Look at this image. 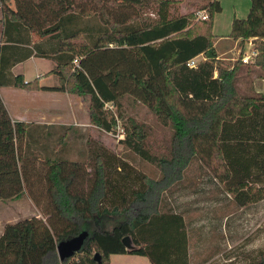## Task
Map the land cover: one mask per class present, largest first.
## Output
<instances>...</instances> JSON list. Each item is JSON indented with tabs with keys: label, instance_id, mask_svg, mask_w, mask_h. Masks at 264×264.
<instances>
[{
	"label": "trees",
	"instance_id": "obj_1",
	"mask_svg": "<svg viewBox=\"0 0 264 264\" xmlns=\"http://www.w3.org/2000/svg\"><path fill=\"white\" fill-rule=\"evenodd\" d=\"M173 3L0 0V87L88 96L89 123L105 132L115 130L129 96L172 128L166 154H156L143 124L123 125L120 142L159 170L154 177L97 141L89 161L60 159L45 141L53 127L39 131L12 121L0 97V201L27 193L34 198L40 184L48 206L44 219L4 226L0 264H111L110 256L119 254L143 256L150 264H190L188 223L166 196L187 180L193 164L225 184L238 207L264 199V96L250 79L246 93L238 87L241 74L253 67L264 78V0H250L246 18L232 21L228 37L240 44L252 39L258 54L252 63L238 58L231 67L219 64L213 45L220 3L205 1L199 10L207 20L179 14ZM149 10L155 19L146 17ZM200 54L204 59L195 67L186 65ZM31 56L54 63L56 85L40 86L38 79L25 81L10 71ZM65 137H56L61 150ZM83 230L88 237L81 249L60 260L56 245ZM246 264H264V249Z\"/></svg>",
	"mask_w": 264,
	"mask_h": 264
},
{
	"label": "rangeland",
	"instance_id": "obj_2",
	"mask_svg": "<svg viewBox=\"0 0 264 264\" xmlns=\"http://www.w3.org/2000/svg\"><path fill=\"white\" fill-rule=\"evenodd\" d=\"M173 1V7L179 14L193 15L206 0ZM145 15L149 19L156 18L151 10L145 11ZM193 21L196 20L193 19ZM1 27L0 21V32ZM237 57V50L222 54L219 64L223 67L231 66ZM48 65H50L48 60L32 59L23 64L21 68L24 69L26 77L32 79L40 72H44ZM258 74H260L259 69L256 67L241 74V81L238 83L241 93H246L247 80L250 79L253 84L254 77ZM44 75L48 76V73ZM214 75L217 76V71ZM259 87L264 88V82H260ZM13 91L12 89L3 92L4 99L12 111L15 106L26 107L29 104L43 106L45 104H42L43 100H50L47 93H38L40 96H47L43 100H41L42 97L35 96L38 94L30 95L32 97L28 100V93L18 91L22 93L17 94ZM38 98L39 101L36 102ZM74 100L76 101L74 103L76 112L86 120L87 112H89L88 96L74 95ZM58 102L62 105V109H65L68 104L67 101L61 99ZM122 103L123 118H117L114 131L105 132L97 127L54 130L45 140L49 144L50 152L55 151L53 150L55 148L58 149L56 156L60 159L89 161L91 150L94 148L93 143L97 141L105 146L108 153L130 164L132 169L150 176H159V170L156 167L139 160L120 142L124 137L123 125L130 124V121L143 124L149 133L148 143L151 150L156 154H166L171 143L172 128L163 125L144 104L131 97L124 96ZM63 132L66 133L67 146L61 150L62 146H57L56 137ZM36 151L43 156L42 150L37 149ZM186 177L187 180L172 187L166 197L176 211L184 212L188 223L190 264H246L259 250L264 249V199L246 207H238L233 202L225 184L213 179L208 171L198 164L189 167ZM40 187V184H36L34 188V190L39 188V192L34 193L37 199L27 193L16 200L0 201V227L32 216L44 219L48 206L42 193L39 195ZM111 262L112 264H150L146 257L127 254L113 255Z\"/></svg>",
	"mask_w": 264,
	"mask_h": 264
},
{
	"label": "crops",
	"instance_id": "obj_3",
	"mask_svg": "<svg viewBox=\"0 0 264 264\" xmlns=\"http://www.w3.org/2000/svg\"><path fill=\"white\" fill-rule=\"evenodd\" d=\"M221 5V11L216 13L213 18V25H212V33L214 35L213 38V45L214 48L217 51L218 60L222 59L220 58L222 54H228L230 52H233L237 50L238 57L235 59V61L239 58L240 54L242 52H246L248 48L250 49V45L247 44V41L244 44H240L239 40H234L228 37L230 31H231V24L234 18H246L248 15L249 9H250V0H217ZM1 33V32H0ZM32 59H44L48 60L50 62V65L46 67V70L44 72H40L32 79H28L26 77V74L24 73V69L21 68L23 64L26 62L32 60ZM196 61H200L204 59V56L202 54L195 57ZM234 60V58H233ZM220 61V60H219ZM54 63L45 58H39L35 56H31L21 62L16 63L12 66L10 71L14 74H21L23 75L25 81H31L34 79H38V84L40 86H54L58 83V79L56 75L50 73L51 69L53 68ZM232 66V65H231ZM228 66V67H231ZM259 69L258 67H256ZM259 69V73H260ZM45 73H48V76L44 75ZM255 78V79H254ZM253 81V89L256 93L262 94L264 96V88L259 87L260 82H264V78H261L258 75L254 77ZM14 90L13 93H22L18 91H23V93H28V100L32 97L30 95L32 94H38V93H47V96H49L48 101H45L47 96H40L35 95L36 97H42L41 100H43L42 104L45 103L43 106L38 104H29L28 106H15L12 109L8 106V103L5 101L3 92ZM20 89V90H19ZM16 94V95H17ZM0 97L2 99V102L8 111V114L12 121H22L27 124L39 126V131L48 130L50 127H53L51 130H61L62 126H71L73 129L74 127H82L83 129L87 127H94L89 123V112H87V119L85 120L84 117H80V115L76 112V106L74 103L76 101L74 100V95L69 94L67 92L63 91H51V90H27L22 88H16L11 86H1L0 87ZM30 97V98H29ZM65 100L68 102L65 109H62V105H60L58 100ZM39 101V98L36 99V102ZM8 224V223H7ZM10 224V223H9ZM6 225V224H5ZM0 227V236L3 233L4 226ZM110 256V260L111 257ZM112 264V262H111Z\"/></svg>",
	"mask_w": 264,
	"mask_h": 264
},
{
	"label": "water",
	"instance_id": "obj_4",
	"mask_svg": "<svg viewBox=\"0 0 264 264\" xmlns=\"http://www.w3.org/2000/svg\"><path fill=\"white\" fill-rule=\"evenodd\" d=\"M87 237H88V232L86 230H83L74 237L60 241L56 245V250L59 259L64 260L65 258L72 257L76 252H78L81 249ZM123 242L125 246L128 248L132 246L129 237L123 238ZM94 257L98 259V254H95Z\"/></svg>",
	"mask_w": 264,
	"mask_h": 264
},
{
	"label": "built area",
	"instance_id": "obj_5",
	"mask_svg": "<svg viewBox=\"0 0 264 264\" xmlns=\"http://www.w3.org/2000/svg\"><path fill=\"white\" fill-rule=\"evenodd\" d=\"M195 18L197 20H207L208 19V14L205 10H197L195 13ZM247 44L250 45V49L246 52H242L239 56V60L242 63L248 64V63H252L255 59V57L257 56L258 52L254 47V44L252 42V39L247 40ZM197 64V61L194 58H191L190 60H188V62L186 63V65L188 67H195Z\"/></svg>",
	"mask_w": 264,
	"mask_h": 264
}]
</instances>
